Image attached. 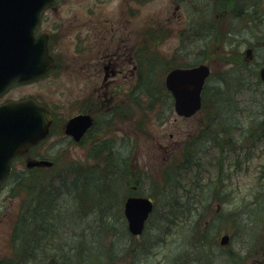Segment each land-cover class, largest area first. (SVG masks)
I'll return each mask as SVG.
<instances>
[{
	"label": "rangeland",
	"instance_id": "1",
	"mask_svg": "<svg viewBox=\"0 0 264 264\" xmlns=\"http://www.w3.org/2000/svg\"><path fill=\"white\" fill-rule=\"evenodd\" d=\"M91 0H63L66 5L63 7L61 16L51 18L49 27L56 23L58 19L64 21L66 25L70 23L77 13L79 18H84L87 13V4ZM121 0H108V6L105 11L107 19H112V9L117 7ZM96 2V0H93ZM103 2V1H101ZM233 7L232 18L230 15L222 16L221 32L222 36L227 35V46L218 43L224 54L232 56V52L244 54L250 48V45L257 44L254 50L253 60L240 63L235 62H214L210 63V50L213 41L202 40L199 36H194V26L190 28L191 35L187 41L184 38L182 44L179 36L182 30L194 21H198L204 27L214 20L215 0H187L184 1L181 12L175 13V4L173 0H153L148 5L141 8L138 19L141 27L149 24L152 19L164 21L171 19L168 26L171 36L159 44L154 49L156 56L161 59L165 67L156 65L154 69L158 71L155 76L157 81L156 87L161 88L163 79L168 70L172 67H192L199 64H208L212 68L214 75L209 80L207 88L208 105L206 109L192 118L179 117L173 110L172 100L165 92L161 100L150 111L148 106L150 97L142 90L137 92L140 95V107L131 114L121 115V119L115 120L116 127L110 129L109 133L104 136L108 139L106 152L112 151L114 147V159L121 164V172L117 179L119 182L114 184L112 191L105 193V198H113L111 194L118 198L115 207L108 209L107 214L102 217L97 213L87 218L83 222H77L74 210L76 203L72 198H78V192L73 181L77 173L75 169L79 168L83 172H89L88 169L98 166L100 158H97V152H87L75 148L74 145L63 141L64 145L56 144V138L52 136L46 140L39 148L32 150L31 155L36 157L40 154L46 160L56 164L53 169H44L35 172V178L42 186L53 184L61 190V194L56 198H62L64 205V223L59 227L58 220L53 216L46 220L50 226L45 229L54 228L55 233L58 229V236L52 238L53 243L58 247L61 246V239H68V247L63 250L57 249L50 254L54 255L57 260L55 264H105L102 255L113 251L116 254L115 264H190L187 263V257L193 255L194 260L199 257L206 260L205 257L210 255L217 260L218 264H264V189L258 182L264 165V82L259 78L258 72L264 59V6L263 0H240ZM252 4L254 9L246 13V5ZM228 8L221 5L222 14L228 12ZM242 11V16H237ZM101 13V12H99ZM257 13V20L250 18V15ZM249 15V16H248ZM198 16L201 18L199 19ZM260 17V18H259ZM68 20V22H67ZM146 29V27H143ZM206 33V31H204ZM203 33V32H202ZM209 33V32H208ZM186 37V36H185ZM207 41H210L207 45ZM147 48L151 44L147 43ZM63 47H66L63 45ZM151 49V48H150ZM67 51H69L67 49ZM216 50L212 51V58L216 56ZM236 56V54H235ZM205 57V58H204ZM176 58L175 62L167 64ZM164 59V60H162ZM157 60V61H158ZM166 60V61H165ZM215 60V59H214ZM239 62V63H238ZM155 71V72H156ZM68 75L61 74V91L58 93L56 83L44 87H32L19 96L32 93L34 96L44 95L49 103L66 102L70 98L69 88L71 80ZM232 84L234 89L231 90V96L234 103V110L217 98L221 89H226L225 84ZM242 84L241 86L239 84ZM217 102L221 106L217 109ZM222 116L220 123H212L211 129L207 128L205 115ZM69 113L62 112L61 119H67ZM111 122V121H110ZM57 125V124H56ZM113 125V126H114ZM221 125V126H220ZM226 125V132L223 137L231 143L230 147L223 153L225 159V175H231V181L223 179L220 185H212L216 172L209 169L206 175L201 177H211L209 182L213 187L211 212L207 214V206H204L202 213L203 218L197 227L198 215L187 224H180L181 220L177 216H168L167 208L173 204L185 202L197 204L188 198L191 190V181L194 178L196 168L190 170L189 167L181 165L183 160L190 158L193 154L194 162L202 165L201 171L208 163V159L217 155L218 148L206 142L207 138L214 136L216 132ZM112 127V126H111ZM207 128V129H206ZM206 129L203 140H198L200 132ZM209 131V132H208ZM214 141L213 139H211ZM188 144L192 146L187 147ZM216 152V153H215ZM240 160V166H237L236 159ZM27 157L19 158L14 165L12 176L6 184L0 188V259L15 256L13 236L15 227L18 223L19 215L22 211L24 200L30 201L25 193L24 195L13 196L10 193L15 181L20 175L27 177L29 175L26 168ZM102 168L104 164L101 165ZM100 166V167H101ZM165 169H168L165 171ZM135 172V176H133ZM167 172V175L164 173ZM59 176H68L69 182L66 188H61L62 182ZM129 176V179L127 178ZM206 183V180L200 179ZM263 180V179H262ZM167 181V182H166ZM141 183L138 193L141 196L151 197L157 210L151 217L145 234L140 237H133L128 232V224L124 217V203L132 193L130 189L126 192L124 184L129 186ZM123 186H120L122 185ZM92 192V191H91ZM115 192V193H113ZM260 194H259V193ZM124 197L122 198V196ZM89 194L88 198H92ZM255 196V197H254ZM47 194H43L40 200H44ZM259 200L256 202L255 198ZM46 200H50L46 198ZM44 200V201H46ZM108 203L101 204L99 207L106 206ZM104 206V207H105ZM222 206L220 212L218 207ZM167 210V211H166ZM171 212V211H170ZM256 212L257 215H253ZM40 219V218H39ZM179 220V221H178ZM106 226H112L107 229L103 237L99 236L100 232ZM184 227L186 229H184ZM115 228V230H114ZM106 230V229H105ZM199 231L208 235V240L198 246L197 237L193 234ZM84 234L87 240V246L82 254H76L77 242L76 236ZM231 236L230 244L227 247H221L219 242L223 235ZM75 239L71 242L70 240ZM189 239V240H188ZM90 241V242H89ZM91 242L97 247L93 248ZM71 244V245H70ZM129 252V255H128ZM235 256L234 260H231ZM183 260V262H182ZM57 261V262H56ZM108 262V260L106 261ZM52 264V261L48 262Z\"/></svg>",
	"mask_w": 264,
	"mask_h": 264
},
{
	"label": "flooded vegetation",
	"instance_id": "2",
	"mask_svg": "<svg viewBox=\"0 0 264 264\" xmlns=\"http://www.w3.org/2000/svg\"><path fill=\"white\" fill-rule=\"evenodd\" d=\"M62 1L58 0L44 10L36 29L38 38H47L55 66L39 79L14 83L0 96V106L33 100L46 107L53 115L48 139L53 136L56 138V144L64 145L62 142L67 141L68 144L87 150L88 153L106 152L109 147L108 139L104 136L116 127L115 120H122L123 113H128L131 118V114L140 107V95L137 92H140L142 87L144 60L159 59L154 49L171 36L166 24H169L172 18L164 21L152 19L148 26L141 27L138 19L141 8L153 0H121L115 9L110 10L112 19L105 18L107 13L102 12L107 9L108 0H91L87 4L84 18H79L75 13L68 25L58 19L49 27L51 18L61 16L66 5ZM173 1L176 17L181 8L183 9L185 0ZM185 25L187 30H182L179 36L187 41L189 23L186 22ZM147 43L151 44L149 49ZM249 56L245 57L252 58L253 52ZM64 73L68 75V80H71L70 98L66 102L49 103L44 95L34 96L32 93L19 96L21 92L32 87L49 86L53 82L58 87V93L62 95L61 74ZM63 111L69 113L68 118L64 120L59 116ZM79 116L89 117L92 126L77 140L67 135L66 128L71 119ZM45 141L31 149L25 157L36 158L31 155L32 150L39 148ZM114 149L112 147V151ZM37 158L49 157L40 154ZM132 188L137 190L136 186ZM203 214L198 215L197 224L202 221Z\"/></svg>",
	"mask_w": 264,
	"mask_h": 264
},
{
	"label": "water",
	"instance_id": "3",
	"mask_svg": "<svg viewBox=\"0 0 264 264\" xmlns=\"http://www.w3.org/2000/svg\"><path fill=\"white\" fill-rule=\"evenodd\" d=\"M53 1L0 0V91L14 80L31 79L42 73L34 67L47 56V47L44 43L41 48L35 44L32 30L39 21L41 11ZM10 47L12 52L21 51V55L7 66L5 51ZM28 62L33 64L29 66ZM209 76L210 68L206 65L175 69L168 75L166 85L174 96L177 114L191 117L201 109L202 92ZM261 78L264 81V68ZM51 120L50 113L33 102L0 108V183L9 176L14 157L25 154L30 147L47 137ZM90 126L88 117H78L68 123L66 132L79 140ZM52 166L53 163L46 160L27 162L28 168ZM153 209L154 204L149 198L127 200L125 215L133 235L143 233ZM227 242L228 237H224L222 243Z\"/></svg>",
	"mask_w": 264,
	"mask_h": 264
},
{
	"label": "trees",
	"instance_id": "4",
	"mask_svg": "<svg viewBox=\"0 0 264 264\" xmlns=\"http://www.w3.org/2000/svg\"><path fill=\"white\" fill-rule=\"evenodd\" d=\"M217 2L219 7L224 5L228 8V11H232L237 0H217ZM218 32V38H220V36H222L220 28ZM221 58L225 59V57L222 56ZM142 80V91L150 97V104L159 103L161 96L166 92L165 89L155 87L156 80L151 71L147 70L146 73L142 74ZM225 85L227 88L221 89L218 93L219 98L217 99L219 102L225 103L226 107L229 106L232 110H234L233 98L231 96V90L234 89V86L229 83ZM239 85L241 86L242 84L240 83ZM219 102L217 103V109L221 106ZM208 103L206 91L204 94V110L206 109ZM153 108L154 106H150L149 110H152ZM207 116L210 117L207 121L212 119L210 114H207ZM223 131L224 129L221 128L216 131L217 133L214 136L219 135ZM214 136L212 138H207V140L213 139L217 145L221 146V150H223L224 145L222 142L217 141ZM99 158L100 160L98 166L89 171L91 177H89V173H82V170L79 168L75 169V173H77V175L76 178H74L73 185L77 190H79V192L78 198H72V201L76 203V210H74V213L75 219L79 223L85 221L95 213H97V216H100L101 218L103 214H107V208L111 209L118 203V198H105V193L115 189L112 186L117 183L119 175V172L117 171L120 167L119 163L114 159V154L111 151L108 155H105L104 153L99 154ZM103 164L104 167L102 168L101 165ZM191 164L193 165V163ZM198 166L200 165L198 164ZM28 173L29 175L27 177L20 175L10 191L13 196H20L21 194L24 195L26 193L30 198V201L24 200L22 211L18 218V223L14 228L15 233L13 236V244L15 249V258H2L0 259V264H48L50 261H52V264H55L53 260L57 259H55L56 257L49 252L51 251V253H53V251L55 252L58 248L63 250L65 247L69 246V240L63 238L61 239V246L58 245L57 247L55 243H53L52 238L58 236V229H56L55 233L53 232L54 228H50V230L45 229L46 226H50L46 220H49L51 216H54L57 220L58 217L61 218L58 221L59 227L64 223L63 218L65 216L62 214L64 211L62 198H56L61 194V190L53 184H50L49 186H42V184L35 178V171ZM69 178L70 177L68 176H59V181L62 182L61 188H66L68 191H70V188L67 187ZM192 189L193 192H195V198H191V200L192 202H196L198 204L201 202V198H203L202 192L195 183ZM43 194H47L46 198H49L50 200L47 201L46 198H43L46 201L40 200ZM89 194L93 195L92 198H88ZM106 201L108 204L106 206L104 205L105 207H99L101 204H105ZM180 202L181 203L177 205L173 204V206L171 205L167 208L168 216L179 215L178 218L182 219L183 216H188V212L191 214L194 211L192 206L193 203H191L192 205H189L183 204V200H180ZM157 209L158 208L156 207L155 211ZM180 224H182V221ZM66 227L67 226L64 223L61 228ZM109 227L112 228V226H106V230H102L99 236L103 237ZM76 237L79 238L77 242L76 254H79L80 256L82 251L86 248L88 241L85 240L84 234L77 235ZM74 239L75 237L70 241L72 242ZM91 246L93 248H97L92 242ZM98 248L101 249L104 260H108L105 264H115L116 254H114L113 251L104 253L101 246ZM62 264H66V262L63 261Z\"/></svg>",
	"mask_w": 264,
	"mask_h": 264
},
{
	"label": "bare ground",
	"instance_id": "5",
	"mask_svg": "<svg viewBox=\"0 0 264 264\" xmlns=\"http://www.w3.org/2000/svg\"><path fill=\"white\" fill-rule=\"evenodd\" d=\"M5 54H6V65L9 66L15 60H17L18 58H20L21 51L12 52V47H10V48H7L6 49ZM149 71H151L152 74H154V70L152 68H150ZM79 117H82V116H79Z\"/></svg>",
	"mask_w": 264,
	"mask_h": 264
}]
</instances>
